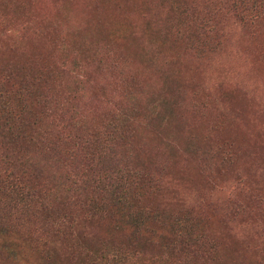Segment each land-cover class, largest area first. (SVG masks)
Here are the masks:
<instances>
[{"label": "rangeland", "instance_id": "374dc122", "mask_svg": "<svg viewBox=\"0 0 264 264\" xmlns=\"http://www.w3.org/2000/svg\"><path fill=\"white\" fill-rule=\"evenodd\" d=\"M238 1L0 0V93L25 111L10 132L0 123V154L27 155L63 188L68 169L89 178L81 152L104 140L151 173L131 203L145 221L138 242L121 215L90 217L77 200L67 203L80 213L67 240L76 249L96 258L115 244L134 264H264V0ZM186 218L208 242L180 254L174 230ZM41 219L0 236L11 241L0 264L94 263L60 249L40 258Z\"/></svg>", "mask_w": 264, "mask_h": 264}, {"label": "trees", "instance_id": "16d2710c", "mask_svg": "<svg viewBox=\"0 0 264 264\" xmlns=\"http://www.w3.org/2000/svg\"><path fill=\"white\" fill-rule=\"evenodd\" d=\"M234 2L237 3L238 8L246 6V0H240ZM260 5H258L259 7ZM255 7L249 6L247 11H252ZM29 95L24 93V96H20L22 102ZM0 103L3 108L2 119L0 123L6 128L7 132H10L12 128L13 118L16 120L23 119L24 109H20L19 113H13L10 109L9 98L5 93H0ZM15 120V121H16ZM23 124V123H20ZM16 126V125H15ZM99 140L93 150H87L81 152V157L87 162V168L90 172L89 178L87 174H81L79 172H73V169H68L70 174L64 175L66 187L62 188V183L59 177L55 175V183L50 185L46 178H42V173L38 164L32 163V159L24 154L22 157H14V159L8 156L7 151L0 154V191L6 192V200L8 201L4 205L0 204V236L7 234V231L14 227V224L21 225V220L28 216L39 215L43 219L39 221L33 229L35 238V248L38 253L41 254L40 258L52 259V254H55L57 250H63L67 257H80L87 258L93 256L89 251L78 250L73 243L67 242L68 239L74 240L76 233L79 231L77 217L75 210L68 206L67 203H74L77 200L80 201V205L77 207H87L85 214L88 213L90 217L102 216L104 210L114 216H122L123 225H129L131 227V241L138 242L140 236L135 233V226L144 227L145 221L141 219L138 211H135V206L132 202H137L141 197L143 188L142 183L150 180V172L143 174L136 170L133 165L124 160V157L114 149L111 142H106V150L101 146ZM108 141V140H107ZM105 142V141H104ZM84 145V143H82ZM89 147V145H85ZM48 158L59 159L60 154L55 152L54 147H47L44 151ZM73 153H66L64 161L67 162L71 159ZM106 157L107 165L102 168L98 167L101 162V158ZM104 162V161H103ZM70 163V162H69ZM67 162V165L69 164ZM70 166V165H69ZM30 167V168H29ZM33 167V168H31ZM75 171V170H74ZM67 180L69 181L68 184ZM147 185V183H146ZM91 189L92 194L84 196V190ZM66 198V204L62 203V199ZM73 200L70 202V200ZM165 214L163 212L153 214V217L157 221H163ZM115 221L119 220L118 217H114ZM177 223V221H176ZM195 221H191L190 218H186L180 225L174 230L175 240H179V245L182 248H178V253L184 254L191 248L201 244H206L208 238L202 231L194 228ZM138 232V231H137ZM129 242V247L132 249V243ZM3 242V243H2ZM0 243L5 246V243L11 245V241L6 238ZM115 246L116 252L111 255L99 254L96 258H93V264H134L131 262L132 255L128 258L126 250ZM175 248V246H174ZM137 249H134V251ZM197 252H200L198 248ZM95 253V252H94ZM137 256V255H136ZM129 259V260H128ZM169 264H175V260Z\"/></svg>", "mask_w": 264, "mask_h": 264}]
</instances>
